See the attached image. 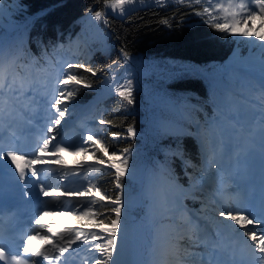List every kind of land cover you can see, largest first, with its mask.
Segmentation results:
<instances>
[{
	"label": "trees",
	"instance_id": "obj_1",
	"mask_svg": "<svg viewBox=\"0 0 264 264\" xmlns=\"http://www.w3.org/2000/svg\"><path fill=\"white\" fill-rule=\"evenodd\" d=\"M3 2L0 45L8 41L5 49L12 54L11 58L17 56L20 64L42 70L50 61H62L57 58L61 55L68 56L64 69L67 63H82L96 70V75L84 69L71 70L92 87L70 86L77 90V95L68 113L73 115L80 104L105 95L95 104L93 113L83 120L87 137L93 136V141L86 140L83 145L92 160L103 159L111 164L105 148L108 153L127 148L130 168L148 165L150 171H159L158 161H161L169 172L161 171L170 180L175 179V190H171L181 196L186 208L200 211L201 202L208 195L189 188L191 174H199L204 163L200 132L193 120L199 121L206 133L214 132L223 101L231 94L224 87L230 81L229 63L239 62L259 47V40L253 42L241 35L245 30L233 29L223 34L204 23L207 14L197 15L210 4H227L228 0H201L200 4L195 0L182 3L180 0H132L125 4L121 14L109 8L113 0ZM97 11L101 12L100 19L95 16ZM212 15L224 22L223 12L213 8ZM135 65L137 70L133 68ZM128 80L134 89L133 104L116 93ZM101 120L106 123L100 124ZM129 126L136 131L135 137L127 135ZM113 132L121 133V138H113ZM97 140L99 143H95ZM72 160L77 165V173L88 176L85 190L97 192L99 188L97 193L113 199L117 195L124 199L140 190L137 177L128 174L121 177V191L116 188L114 170L99 164L80 166L75 155ZM171 190L167 184L158 185L151 200L144 198L142 207L138 205L130 216L125 215L127 220L122 214L121 223L146 215L145 206L162 209ZM108 203L92 197L70 201L66 212L79 223L77 231L82 238L91 237L89 233L96 232V227L110 226L109 220L101 225L102 217L92 219L82 212L90 207L103 211ZM206 209L212 210V207ZM186 213L184 222L192 225L199 222L189 211ZM107 215L115 218L114 214L105 212ZM180 241L179 264H193L187 261L190 254L205 255L197 250L187 251L191 247L189 237Z\"/></svg>",
	"mask_w": 264,
	"mask_h": 264
},
{
	"label": "rangeland",
	"instance_id": "obj_2",
	"mask_svg": "<svg viewBox=\"0 0 264 264\" xmlns=\"http://www.w3.org/2000/svg\"><path fill=\"white\" fill-rule=\"evenodd\" d=\"M245 2H247V0H245ZM109 8H112L114 12H117L120 14L121 12L123 13L124 11V9L123 11H120L119 8H113L112 6H110ZM241 15H244V14L242 13ZM1 22L2 20L0 19V25H1ZM250 25H251V31L252 33H254V35L251 37V40L253 42H257L259 40V36H264V24H262L261 20L258 18V19H254L253 21H251ZM234 30L248 31L249 25L245 23H241ZM258 42H259V47L257 51H255V54L253 56H250L244 59L240 63H231L228 65V68H227L228 77L230 80H232V82H234L232 85H230V89L233 94L230 96H227L226 99L224 100V104H223L224 114L223 116L219 118L217 130L214 132L213 136L210 138V142L208 146L206 147L208 149L207 152L208 153L214 152L218 156V159H220L221 162L224 163V165H221V166L216 165V162L215 161L212 162L208 156L206 160V164L204 165L203 171H201L197 175L191 174L190 176L191 184L189 188H191L192 190H201L208 195L207 198L206 199L204 198L201 202V210H200L201 216L200 217L197 216L200 221L196 227L197 228L196 230L207 232L206 234L207 236L212 234V230H213L212 222L216 223L213 221L214 219L213 216L217 215L219 213V210L221 209H231V205L229 204V202L228 201L226 202V200H223L222 196L227 195L228 192H230L233 188L232 184H230L228 180L226 179V177H228L229 174L226 173L224 175L222 173L217 178V184L213 185L214 177L210 176L209 173L212 171H216L217 166L221 170H225V167H227L226 166L227 164H225L227 160L223 161L224 155L226 153L225 147L228 145V137L234 134L233 131H236L235 123H237L238 125L239 124L244 125V124L249 123L251 125L253 123V119L259 117L261 115V112L263 111V109H260V106H261L260 103L262 102V99L259 97V94H258L259 92L253 89L255 85L251 81L246 80L247 75L244 72L245 70L252 71V69H261L260 64H261V61L264 60V56H263L264 47H261V45L264 44V41L259 40ZM78 51H81L80 47L78 48ZM235 55H237V53ZM10 68L13 69V74H15L14 66L11 65ZM133 68L137 70L136 65L133 66ZM30 79L33 81V76ZM193 121L195 125L197 126L198 132H200V137H201V140L203 141V144L206 145L205 139L208 136L203 128V125L200 124L199 121L197 120H193ZM47 154H49L48 151L43 152L39 156L41 157V160L38 162V164L44 161L45 156ZM85 160L88 161V160H91V158H90V154L84 151L79 154L78 161L85 162ZM53 163L54 165H62L61 161H53ZM142 168L145 169L144 166H142ZM144 169H141L140 171L137 172V174H135L140 177L142 182H144L145 180V183H147L141 191L144 198L151 200V195L154 192H156L155 190H156L157 184L159 185L167 184L170 190L171 189L175 190V182L173 180H170L169 177L165 175L164 171H161V170L154 171L151 169L150 173L147 174V172ZM160 169H162V167ZM58 171L59 169L57 170V172ZM51 185H48L46 187V191L48 192L47 197L51 198L54 195H56L58 200H60V203L56 205V200L52 202L49 201L48 207H46L44 211H42L39 217L38 224L35 227H33L32 237L35 239L37 244H40L43 242L46 243L45 240L47 239V237L40 240L39 235L43 233L46 234V231L49 228V226L54 224L56 221L64 222L65 225L66 223H69L72 221L73 223H75L76 221L74 218H71V216L66 213L67 207L65 205L62 206V204H66L65 200L69 199L70 197L68 192L66 194V192L64 191V188L60 186H55L53 184ZM175 194H177V192H175ZM178 195H174L172 198H171L172 196L171 194L166 196V199L161 207L162 209H165V208L168 210L170 209L169 210L170 212L169 211L168 212L170 213L172 219H169V221H171L169 223H165V222L161 223L160 228L162 229V231H166L168 229L169 232L166 236L161 235L159 239H157L156 242L154 243L153 247L150 250V254H149V256L152 259L154 258L153 253L159 249L160 242H165L173 238L174 241H177V242L176 244H174V246L173 245L170 246V251L177 253L178 248H180V245H181L178 241L183 238L185 233H191L194 230L190 226H186L184 224L185 223L184 216L187 213L185 212L184 206L180 208L181 197H179ZM229 195H231V193H229ZM123 203L126 204L124 200H123ZM137 203L138 201L134 199V200H131L130 202L128 201L129 205L123 206L122 214L124 216L123 217L124 220H127V217H125V215L130 216L131 210L134 209ZM225 204H228V205L225 206ZM207 206L212 207V210L210 211L209 209H206ZM144 208H145L144 211L146 215L145 216L143 215V218L147 220L150 219L153 214H157L158 217L163 214V213L162 214L157 213L156 210L153 211V209L150 208V205H149V210L147 209L148 208L147 206H145ZM236 208L237 207L234 205L233 209H236ZM222 221L223 222L221 223V227H218L219 230L216 233V237H220L221 239L222 237H224L225 240L227 239L230 240L231 239L230 235L224 236L225 234L224 229L228 228L233 231H239L240 228L239 226H236V225H234V227H229L227 226V225H230L229 221H225L224 219H222ZM132 222L133 220H129V222H126V225L130 226L132 225ZM165 225H167L168 228ZM102 228H105V227L99 226L97 229H95V231L97 233H100L101 236H106V234L101 231ZM123 228L124 227L120 226V229H123ZM74 238L76 239V237H72L71 235L66 236L64 238L65 239L64 248L68 250L70 247L74 245L75 249L78 250V252L81 251L83 253L88 264H94L95 258L98 257V249H95V245L99 244V242L103 243L104 241L103 240L93 241L91 237H89L87 239L88 242L85 243V238H82V239L76 240V242L69 247L67 244V241L69 239L75 240ZM51 241L55 242V240H52V239ZM124 241L125 239L119 235V244L117 248L118 254L120 251H123L125 253L127 252L128 254H130V252L133 251V248H131V245L130 244L127 245V243L126 244L123 243ZM193 243H194L193 246L187 249L188 252L190 250H203V251L208 250V246L203 247L201 246V244H196L195 242ZM89 249H93V250L90 251ZM158 252L160 255L163 254V250L161 251L158 250ZM118 254H114L115 259L117 258ZM136 254L138 255V253ZM171 259L173 261L176 260L177 255L173 254V258L171 257ZM173 261L170 262L169 264H174ZM188 261L190 262L195 261L196 264H212L213 263L212 258L202 260L201 258L196 257V255L189 256Z\"/></svg>",
	"mask_w": 264,
	"mask_h": 264
},
{
	"label": "snow or ice",
	"instance_id": "obj_3",
	"mask_svg": "<svg viewBox=\"0 0 264 264\" xmlns=\"http://www.w3.org/2000/svg\"><path fill=\"white\" fill-rule=\"evenodd\" d=\"M182 3L183 0H180ZM132 3V0H113L112 7L119 8L123 11L125 4ZM196 4H200L201 0H195ZM254 6V7H253ZM219 10L224 13V22H220L217 16L212 15V9ZM4 11V2L0 0V17H2ZM244 15H241V14ZM207 14L208 18L204 20V23L209 24L212 28L218 30L220 33L229 34L233 31V29L237 28L241 23H245L249 25V30L244 31L241 35L245 38H251L254 33L251 31L250 22L256 18L261 19L262 24H264V0H240L239 3H235L234 0H228V3H216L215 5H211L209 7H204L203 12H198L197 15ZM97 19L101 18V12L97 11L95 13ZM239 17V18H238ZM230 18V19H229ZM260 41H264V36H259ZM264 47V44L261 45ZM125 59H128L127 54H125ZM13 60L11 64H14ZM111 67V66H110ZM261 70L264 71V60L261 61L260 64ZM72 69H84L85 71L91 73L92 75H96V70L91 67H86L82 63H67L66 65V75L63 78L57 80V89L55 98L51 101L50 107L55 110V118L52 120V126L47 129L49 133H52L58 130V126L61 125L62 121L66 120V114L69 113V106L74 101L77 90L71 89L70 86H82L84 88L92 87L91 84L87 83L82 77L77 75L75 72H72ZM11 75L8 67L4 64L2 49H0V89H4L3 79L5 75ZM28 85L30 87H35L29 81H22L19 86V91L23 92L25 86ZM7 91L12 94L18 91L16 88V80L13 78L12 82L8 85ZM133 86L132 81L128 80L126 84L120 85L116 89V93L125 100L128 104H133ZM4 92L0 91V96H3ZM264 100V95L261 97ZM35 103V100H32ZM264 108V104L261 105ZM0 114H2V110H0ZM100 124L106 123V121H99ZM113 138L119 139L121 138V133L113 132ZM127 135L131 137H135L137 135L136 131L133 127L129 126L127 128ZM55 140V136L51 138H46L43 140L42 146L39 148V152L43 153L50 149V145L52 141ZM88 141H93V136L89 135L87 137ZM95 143H99V140L95 141ZM66 149L61 146H55L54 155L65 151ZM85 151L84 148L79 149V152ZM129 149L125 148L120 152L112 151L108 153V149L105 148V153L108 154L109 160L111 161V168L114 169V176L116 181V188L123 190V183L121 181V177L129 174L130 166L127 158V154L129 153ZM0 175L3 174V169L7 163V160H10L12 164L15 166L14 174L18 173L17 182H26L28 179L32 177H38V172L33 167L31 170V174L27 169L29 166L38 163L41 160V157L37 156L34 160L27 158L25 155H20L16 150H8L4 152L3 149H0ZM20 161H24L22 165ZM99 163L103 164L104 160L100 159ZM219 172V167L217 166V173ZM39 182L38 180L36 181ZM3 191V184L0 182V193ZM91 189H89V192ZM96 191L99 192L100 189L96 188ZM40 192L47 196L48 192L41 185ZM89 192H82L79 195H87ZM25 195H29L28 192H25ZM101 201H108V205L103 206V211L93 210V208H87L82 212V215L85 217H89L92 219H96L98 216L102 217L99 219V224L103 225L105 220L110 221V226L102 228L101 231L106 234V236H101L100 233L91 232L89 235L93 241L103 240V243L95 245V249H98V257L95 258L94 264H118V261L114 258V254L117 253V248L119 244V232L120 225L122 221V208L124 206L122 196L117 195L114 199L111 196L101 195ZM251 209V210H250ZM105 212L114 214L115 218H112L111 215L105 216ZM246 213V214H245ZM218 215L224 218L225 221L234 222V225L239 226L240 229H243L242 235L247 237L248 241L251 243L248 244V247L253 250V253H258V259L260 264H264V229H261L258 233L255 228H258L260 225H264V198L261 199L260 202V211L256 213L255 209L252 205H248L245 207H238L236 209H221L219 210ZM248 225H253V228H248ZM232 227L233 225H227ZM31 239V237H29ZM63 239V238H62ZM80 236H76L75 240L69 239L67 241L68 246L70 247L72 244L79 240ZM87 237L85 238V243H87ZM24 254L33 253L34 256L40 257L44 255L40 251H35L31 248L30 244L21 245ZM90 251L93 249H89ZM67 249L64 247L60 248L61 254L66 252ZM0 261H5V264H40V262L33 260L31 257H26L22 259L21 253L19 249H16L15 254H13V250L11 248H6L2 242H0ZM213 264H223L220 261H213Z\"/></svg>",
	"mask_w": 264,
	"mask_h": 264
},
{
	"label": "bare ground",
	"instance_id": "obj_4",
	"mask_svg": "<svg viewBox=\"0 0 264 264\" xmlns=\"http://www.w3.org/2000/svg\"><path fill=\"white\" fill-rule=\"evenodd\" d=\"M254 7V6H253ZM258 19V18H256ZM261 20V19H260ZM253 21V20H252ZM69 53H67L68 55ZM68 57V56H67ZM261 69H252V71H244L246 75L249 76V81H254L255 82V87H253L254 90H257L258 84H257V79L259 78H263L264 77V72L260 71ZM247 78V77H246ZM258 79V80H259ZM250 84V83H249ZM91 114V111L86 110L84 115L79 118V121H83L88 115ZM257 121V119H256ZM263 122V120L261 119V123ZM72 125V124H71ZM236 125V132H241L243 135V138L245 139L244 144H242L239 140L240 138L237 140V137L235 134L231 135L229 137V151H231L233 153V151L235 150L236 146H247L248 142H250L252 144V142L250 141L251 139H254L255 137H260L261 139L264 138V134L262 132L259 133H253L252 128L254 127V124L251 125H245V128H240L242 125H238L237 123H235ZM65 127H67V124H64ZM260 127V126H259ZM245 130H247L246 132H244ZM239 141L238 143L235 142V144L233 143V141ZM255 152L254 151H244V154H241V158L242 160L239 162H236L235 164H232L233 162V158L231 159V164L228 166L227 170H221L219 169V172L217 173V169L216 171H212L210 172V176L214 177L213 180V185L217 184V178L223 173L225 175V173H230L231 170L236 169L239 167V164L241 162L244 163L245 165V174L247 176H252L251 178L253 179V177L256 174L257 171V167H258V159L256 158V156L254 155ZM253 172V175H250ZM192 175H196V174H192ZM226 179L228 180V182L230 184H232V178L231 177H226ZM147 183H145L146 185ZM171 194H173V191H170ZM234 205H231V209H233ZM213 221L217 223V225L219 227H221V223L223 222L222 217H220L218 214L213 216ZM230 222V225H233L232 227H234V222ZM248 228H253V225H248ZM263 229V227H261V225L258 228H255V230L259 233L260 230ZM133 231L135 232L136 237L133 238L129 235V232ZM224 236L226 235H230L233 242H237V244H241L240 246L236 247V250L240 249V247L244 244H248L250 241H248L247 237H244L242 235L243 229H239V231H233L231 229L225 228L224 229ZM163 231L160 228V226L158 225V218L156 217V215H152L150 219L147 220V222H140L138 224L135 225H130L128 227V230H122L120 229L119 235H122V237L130 240L133 242V244L135 245L136 250L139 252V255L136 256V254L131 253L128 254L127 252H123L120 251L119 254L117 255L116 260L118 261V264H163L161 261V257L160 254L155 253L154 254V258L153 259H149L150 256V249L152 248V246L154 245V243L156 242V240L162 235ZM185 236H183L182 239H184ZM177 241L173 242V246L174 244H176ZM181 244V241H178ZM228 241H225L224 237L223 240L221 242V244L224 247L225 251H228L230 248V245L227 244ZM168 245L164 244L162 250L166 253V264H169L170 262H172L171 256L173 257V254L177 255V259L175 260V264H179L180 261V255L179 252L177 251V253L174 252H168L167 251ZM179 250V248H178Z\"/></svg>",
	"mask_w": 264,
	"mask_h": 264
}]
</instances>
